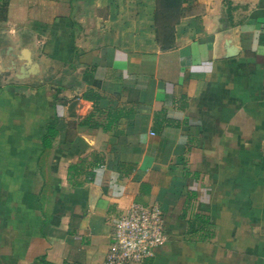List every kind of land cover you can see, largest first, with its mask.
Returning <instances> with one entry per match:
<instances>
[{
  "label": "crops",
  "instance_id": "0c3cea01",
  "mask_svg": "<svg viewBox=\"0 0 264 264\" xmlns=\"http://www.w3.org/2000/svg\"><path fill=\"white\" fill-rule=\"evenodd\" d=\"M183 6L161 50L154 0H8L0 68L39 72L0 85V264H102L131 202L139 264H264V0Z\"/></svg>",
  "mask_w": 264,
  "mask_h": 264
},
{
  "label": "built area",
  "instance_id": "2783aa9c",
  "mask_svg": "<svg viewBox=\"0 0 264 264\" xmlns=\"http://www.w3.org/2000/svg\"><path fill=\"white\" fill-rule=\"evenodd\" d=\"M165 240L161 207L131 202L112 222L102 264H139Z\"/></svg>",
  "mask_w": 264,
  "mask_h": 264
},
{
  "label": "trees",
  "instance_id": "16d2710c",
  "mask_svg": "<svg viewBox=\"0 0 264 264\" xmlns=\"http://www.w3.org/2000/svg\"><path fill=\"white\" fill-rule=\"evenodd\" d=\"M184 2L185 0H154L152 15L154 40L161 50L169 49L174 44V26L186 13ZM7 3L8 0H0V13L5 11ZM225 3L228 4V0H225ZM82 97L86 99V93H83ZM53 134V126H47L45 135L41 138L43 146L49 144Z\"/></svg>",
  "mask_w": 264,
  "mask_h": 264
},
{
  "label": "water",
  "instance_id": "95a60500",
  "mask_svg": "<svg viewBox=\"0 0 264 264\" xmlns=\"http://www.w3.org/2000/svg\"><path fill=\"white\" fill-rule=\"evenodd\" d=\"M228 51H226L225 56H231L234 54L233 48L229 47L227 48ZM18 53L16 54L18 63L16 65V62H12L9 60H2V68H0V85L4 84L5 82H2V80L5 81V79L9 78L11 82L16 83L18 81V76L23 75H34L39 72V67L32 63L30 60V52L27 48L22 47L17 49ZM15 64V65H13ZM8 82H10L8 80Z\"/></svg>",
  "mask_w": 264,
  "mask_h": 264
}]
</instances>
